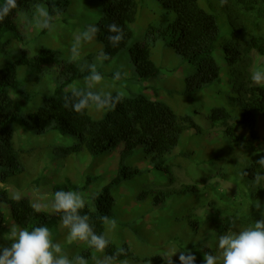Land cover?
<instances>
[{
	"label": "trees",
	"instance_id": "16d2710c",
	"mask_svg": "<svg viewBox=\"0 0 264 264\" xmlns=\"http://www.w3.org/2000/svg\"><path fill=\"white\" fill-rule=\"evenodd\" d=\"M4 2L0 0V5ZM17 2L18 8L0 22V52L6 49L8 53L11 45H15L14 40L20 38L16 29L19 16L34 19L36 8L41 5L53 16L54 23L65 6L70 5V0ZM146 2L99 0L101 17L96 36L102 46L101 52L108 56L102 62L110 63L126 57L134 67L131 77L146 82L158 77L160 70L164 69L162 60L166 61L164 52L171 50L195 68V73L187 78V93L203 94L217 85L224 88L221 89L222 94L211 92L212 101L210 106H204V118L200 119L198 111L193 113L198 119L192 115H177L156 94L148 97L130 89L112 92L113 95L122 94L123 99L114 109L105 110L102 119L95 120L91 116L92 107L76 113L71 106H64V97L70 95L69 87H78L85 81L87 66L92 61H64L60 51L48 47L36 51L17 48L19 57L0 69V182L5 184L10 177L23 172L13 142V127L22 113L27 111V119L39 134H64L67 130L77 138L75 145L64 149L65 155H79L86 150L97 157L119 150L121 167L115 172L112 182L102 190L91 187L97 176L93 179L88 176L81 186L68 184L54 190L76 191L84 195L86 206L80 210L81 215H88L94 231L109 240L104 255L119 252L116 264L123 261H127V264H166L162 256L167 253L162 248L160 236L168 235L169 241L165 243L170 245L171 251H177L172 257L173 264H180L181 252L193 254L196 257L194 264H205V253L220 255L218 237L228 231L230 220H236L237 229L252 226L261 219L255 203L259 201L264 207V181L260 184L254 182L255 174L264 175V169L256 162L260 154L253 144L246 145L245 138L237 132L238 126L254 127L258 107L264 115V85L252 84L250 73L256 57L264 56V0H227L224 5L220 0H153V10L146 8ZM148 13H152L155 19L148 21L143 28L139 27L137 38L131 42L133 26L138 27L139 15L146 20ZM111 23L120 26L125 33L124 40L117 47H113L108 40V25ZM47 31L44 29L41 34ZM219 51L225 53L226 69L216 60L215 54ZM53 66L57 72L54 82L58 86L53 92L46 90L42 102L37 103L33 96L35 94L25 83L23 71L19 72V69H31L32 72H26L33 74L34 80L38 81L43 70L48 68L51 71ZM98 72L104 78V74L100 70ZM114 74L109 75L111 79ZM20 75L22 80L19 79ZM123 81L129 82L122 77L116 83ZM94 111L97 114L103 112ZM231 120H234L233 124ZM201 121L207 123L209 131L218 125L223 128L219 139L223 144L214 152L208 150L203 159H190L191 155L184 151L178 153L177 148L185 133H204ZM142 149L152 156L154 164L165 165L163 171L170 186L153 191L156 197L151 202L152 207L162 211L159 214L163 216L170 208L173 215L177 213L170 223L163 221L164 217L159 219L157 228L150 230L155 231L156 235L146 237V240L139 236L146 224V215L142 214L134 221L117 220L112 211L114 198L110 194L113 185L127 183L130 175L138 173V168L125 162ZM184 160L191 165L188 170L194 173L199 182L174 188V168ZM244 172L248 174L243 175ZM216 178L232 182L237 189L236 194L228 196L218 185L212 184ZM36 184L39 186L40 178ZM33 204L29 198L17 201L11 198L7 188H0V205L5 206H0V229L8 218L18 228L29 231L37 226H47L49 230L59 226L61 214L51 215L42 210L37 212ZM153 211L151 209L150 212ZM105 216L116 221L115 229H109L103 223L102 217ZM125 228L135 234L136 243L124 237ZM174 228L178 229L177 233H172ZM149 244L153 253L145 250ZM92 250L83 255L87 264H95ZM218 264L222 262L218 260Z\"/></svg>",
	"mask_w": 264,
	"mask_h": 264
},
{
	"label": "rangeland",
	"instance_id": "374dc122",
	"mask_svg": "<svg viewBox=\"0 0 264 264\" xmlns=\"http://www.w3.org/2000/svg\"><path fill=\"white\" fill-rule=\"evenodd\" d=\"M145 6L147 9L153 10V0H147ZM99 8V0H70V5L65 6V9L54 21L53 29L48 30L47 33L43 35L41 33L44 29H39L35 25L37 13L34 19L26 15L19 16L16 21V29L20 38L14 40L15 45H11L8 53H6V49L0 52V69L19 57L20 54L17 48L33 49L36 51L48 47L60 51L62 55L61 59L64 61H92L91 64L96 65L97 71L100 70L101 73L104 74L102 82L97 85L95 89L96 91L112 93L119 89H122V91L130 89V91L138 94L144 93L148 97H153L156 94L159 100L169 106L175 114L183 116L192 115L195 119H198L199 117L193 114L195 111H198L199 115H201L200 119L204 118V106H210L212 101L211 92L214 91L218 94L221 93L224 88L221 86L218 87L217 85L203 94L200 92L187 93V78L195 73V68L193 65L189 64V62H184L180 56L173 54L169 49H166L164 52V58L166 59V61L162 60L164 69L160 70L157 78H150L146 82H139L133 76L131 77L134 67L131 62H128L126 57L103 64L102 59H100L102 46L98 42L97 36L90 42L82 43L80 56L77 60L73 61L70 58L71 47L76 35L82 32L88 25H95L98 28V22L101 17ZM154 19L155 17L152 16V13H148V18L146 20L142 19L139 15L138 27L136 28V26H133L131 42L137 38L138 28H143L148 21ZM215 57L217 62L226 69L227 63L225 53L219 51L215 54ZM51 68V71L48 68L44 69L38 81L34 80L33 74L31 75L26 72V70L31 71V69L25 67L19 69V72L23 71L22 74L25 83L28 84L31 93L35 94L33 96L37 103L42 102L46 90L53 92L58 86L57 83L54 82V76L57 74L54 70L56 69L54 66ZM118 70L121 71L122 77L131 83L123 81V83L119 84L111 79L109 75L111 73H116ZM255 71L264 72V56L256 57V62L250 69V73L252 74ZM123 73H127V75L125 76ZM19 79L22 80L21 75ZM56 81L59 82V80ZM260 85H264V83ZM75 86L77 87V85ZM84 86V82L78 85L80 88ZM71 88L72 87H69V89ZM94 110L95 108L92 107L90 114L95 120L102 119L106 114V111L97 114ZM257 111L254 127L244 128L238 126L237 132L245 138L244 143L246 145L253 144L261 155L264 154V115L260 112L259 107ZM27 114V111L23 112L21 118L13 127V142L19 153L23 172L15 177H10L5 184L0 182V188H7L11 198L19 194L20 198H29L34 204H41L42 211L54 215L55 213L51 210L50 205L54 199V190L57 187L68 184L78 186L84 185L88 176L92 179L94 176L98 177L97 180H93L91 183V187L99 189L98 191L112 182L115 172L121 167L119 162L120 159L118 158L119 150L109 154H100L97 157L90 155L86 150L82 151L79 155H65L64 149L75 145L77 143V138L67 130L64 134H39L35 126L27 119ZM230 123L233 124L234 120H231ZM201 124L205 128L203 134H195L194 131H189L181 136L180 144L177 148L178 153L184 151L192 156L190 159L196 158L200 160L207 156L208 150L209 152H214L222 147L223 143L219 139L223 128L218 125L209 131L207 123L201 121ZM212 141H214V143H212ZM125 164L138 168V173L130 175L127 183L113 185L110 188V194L113 196L115 203L112 206V211L115 218L123 222L134 221L142 214L146 215V224L144 223V226L141 228V234L139 235L146 240V237L156 235L155 231L150 230L157 228L156 226L157 223H159V219L164 217L163 221H168L167 223H170L174 215H177V213L173 215V209L170 208L167 209L163 216L159 214V212L162 211L153 208L151 204L156 197V194L153 192L155 189H166L170 187L168 185V177L163 171L165 165L154 164L152 156L143 149L126 161ZM188 166L191 165H188L187 161L184 160L180 166L174 168V188H181L184 185H193V183L199 182L196 180L194 173L188 170ZM38 178H40L39 186L36 184ZM211 183L218 185L228 196L233 197L236 194L237 189L232 182L216 178L212 180ZM30 189H32V191ZM168 199H171V197ZM147 202H149V204H147ZM44 205H48V207H44ZM0 206L2 208L5 207L2 205ZM151 209L154 211L150 212ZM205 215L208 214L205 213ZM139 219L140 218L137 220ZM140 223L141 222L138 224ZM13 225L14 223L11 218H8L4 227L0 229V249L3 247H10L11 241L8 239V236L10 227ZM125 229L126 231L123 230L124 237L136 243L135 234L129 229ZM49 231L53 242L60 243L63 254L67 255L69 259L77 255L83 256L91 249L84 242L68 243L66 240L67 230L62 228L61 223L56 229ZM177 232V228L172 230V233ZM167 237L168 235H161L160 241L163 244L162 248L166 250V253H169L171 252L170 245L165 243L169 241ZM155 238L157 239V237ZM145 250L147 253H153V248L150 244ZM92 255L93 257L102 258L104 253H98L93 249Z\"/></svg>",
	"mask_w": 264,
	"mask_h": 264
},
{
	"label": "clouds",
	"instance_id": "9594fccd",
	"mask_svg": "<svg viewBox=\"0 0 264 264\" xmlns=\"http://www.w3.org/2000/svg\"><path fill=\"white\" fill-rule=\"evenodd\" d=\"M221 5L227 3V0H220ZM18 8L17 0H5L0 5V22H3L9 14ZM37 16L35 25L39 29L52 30L53 16L45 8L37 6ZM99 29L95 25H88L82 32L75 37L71 47V59L77 60L80 56V48L82 43L90 42L96 36ZM108 40L113 47H117L124 40V30L115 23L108 25ZM100 59H108L107 54L101 52ZM88 75L85 77L83 88L73 86L70 89V95L64 97L65 107L71 106L76 113H82L89 107H94L97 111H105L114 109L123 97L117 93L113 95L111 92L96 91L103 77L97 71L95 64L87 66ZM127 75V73H123ZM122 78L121 71H116L113 76L114 81ZM251 83L260 85L264 83V72L255 71L251 74ZM257 164L264 169V154L257 159ZM244 172L243 175H247ZM264 181V175L257 173L254 176V182L260 184ZM15 200L20 199V195L14 196ZM86 206L84 195L76 191H57L54 193V199L51 202V210L54 213L61 214V226L67 230L66 240L68 243L84 242L89 248L94 249L98 253H104L109 245V240L103 234H97L92 225L89 223L88 215H81L80 210ZM35 211H41L42 205L33 204ZM48 207V205H44ZM255 208L260 211L261 219L256 220L254 225L237 229L236 220L229 222L228 231L218 237L217 248L220 255L210 253L204 254L205 264H218V260L222 264H264V207L258 201ZM105 225L109 229L116 228V221L109 217H102ZM8 239L11 241L10 247L0 249V264H87V260L83 256H75L69 259L63 254L60 243L53 242L51 234L47 226H37L31 231L21 229L13 225L10 227ZM177 251L162 256L166 264H173L172 257ZM120 253L111 255H103L102 258L94 257L95 264H116ZM196 257L191 254L181 252L179 255L180 264H194ZM122 264H127L123 261Z\"/></svg>",
	"mask_w": 264,
	"mask_h": 264
}]
</instances>
